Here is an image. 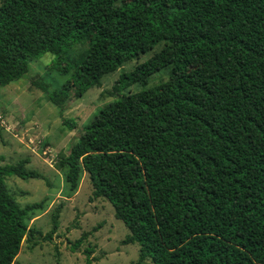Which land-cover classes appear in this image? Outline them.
I'll list each match as a JSON object with an SVG mask.
<instances>
[{"label": "trees", "instance_id": "16d2710c", "mask_svg": "<svg viewBox=\"0 0 264 264\" xmlns=\"http://www.w3.org/2000/svg\"><path fill=\"white\" fill-rule=\"evenodd\" d=\"M97 1L0 0V85L51 52L70 75L53 91L37 84L62 106L72 88L79 97L164 42L115 88L171 66L168 78L99 108L55 166L70 192L86 172L90 198L112 203L129 229L122 243L139 245L136 264H264V0L120 1L89 20L87 48L70 60L73 41L63 36ZM28 162L0 164V264H13L24 239L37 244L28 222L43 201L21 205L6 183L44 178Z\"/></svg>", "mask_w": 264, "mask_h": 264}, {"label": "rangeland", "instance_id": "374dc122", "mask_svg": "<svg viewBox=\"0 0 264 264\" xmlns=\"http://www.w3.org/2000/svg\"><path fill=\"white\" fill-rule=\"evenodd\" d=\"M127 0H98L80 21L64 34L73 41L67 52L72 60L87 48L84 32L91 18L105 6ZM124 62L116 70L103 75L100 86L90 87L77 97L74 88L62 106L52 103L37 82H47L50 91L61 87L70 73L64 75L56 63V55L46 52L32 59L27 71L7 85H0V164L15 163L28 158L27 167L36 169L44 178L6 177L10 192L21 205L43 201L44 208L37 210L28 222L39 230L32 241L24 239L13 264H136L139 254L137 243L123 244L129 233L125 223L117 218L112 203L106 198L91 199L92 183L86 172L81 175L77 189L70 192L64 181V170L55 166L57 155L67 154L72 144L83 133L84 126L106 103L121 94L152 87L168 78L171 66L155 72L148 83H132L121 92L116 82L123 72L132 70L163 46ZM194 66V65H193ZM72 119L76 126L69 128L65 119ZM59 226L52 238L44 236L53 227L52 214L59 206ZM102 224L97 230L93 228ZM84 231H91L76 248L74 242ZM92 250L90 255L86 249ZM142 264H155L145 260Z\"/></svg>", "mask_w": 264, "mask_h": 264}]
</instances>
